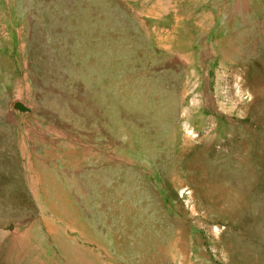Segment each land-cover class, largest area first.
<instances>
[{"label": "rangeland", "instance_id": "1", "mask_svg": "<svg viewBox=\"0 0 264 264\" xmlns=\"http://www.w3.org/2000/svg\"><path fill=\"white\" fill-rule=\"evenodd\" d=\"M0 264H264V0H0Z\"/></svg>", "mask_w": 264, "mask_h": 264}, {"label": "water", "instance_id": "2", "mask_svg": "<svg viewBox=\"0 0 264 264\" xmlns=\"http://www.w3.org/2000/svg\"><path fill=\"white\" fill-rule=\"evenodd\" d=\"M19 108H20L21 110L25 111V108H24L23 106L19 105Z\"/></svg>", "mask_w": 264, "mask_h": 264}]
</instances>
